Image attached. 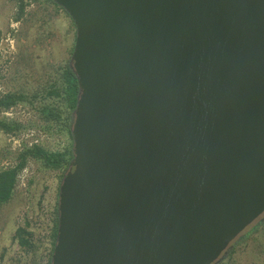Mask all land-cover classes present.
<instances>
[{
	"label": "water",
	"instance_id": "water-1",
	"mask_svg": "<svg viewBox=\"0 0 264 264\" xmlns=\"http://www.w3.org/2000/svg\"><path fill=\"white\" fill-rule=\"evenodd\" d=\"M73 158L51 264H215L264 220V0H54Z\"/></svg>",
	"mask_w": 264,
	"mask_h": 264
},
{
	"label": "rangeland",
	"instance_id": "rangeland-1",
	"mask_svg": "<svg viewBox=\"0 0 264 264\" xmlns=\"http://www.w3.org/2000/svg\"><path fill=\"white\" fill-rule=\"evenodd\" d=\"M75 40L72 18L51 0H0V96L26 95L25 101L0 109V119L19 126L0 131V170L16 165L21 153L34 146L52 152L72 146L66 130L69 110L64 98L50 91L71 61ZM68 167L51 169L41 159H29L13 197L0 208V264H51L60 185ZM255 226L248 238L240 239ZM19 228L26 229L32 247L16 240ZM240 237L215 264H264V220L254 222Z\"/></svg>",
	"mask_w": 264,
	"mask_h": 264
},
{
	"label": "trees",
	"instance_id": "trees-1",
	"mask_svg": "<svg viewBox=\"0 0 264 264\" xmlns=\"http://www.w3.org/2000/svg\"><path fill=\"white\" fill-rule=\"evenodd\" d=\"M51 2L56 6H59L58 4L55 3L54 0H51ZM24 12H25V5L23 4V2H21L20 14H23ZM55 84H56L55 87L57 85L58 86L52 91H50V94L64 98L66 108L69 110V114H70V116L68 117L66 130L72 137L70 119L73 118V112L77 106L79 84L77 77L70 66V62L64 64V67L62 69V77H60L57 81H55ZM25 98L26 95L24 93H7L4 96H0V109H9L12 106L18 104L19 102L25 101ZM50 113L52 115H55L53 111H50ZM18 127L19 126L15 123H12L6 119H0V131L12 132L14 130H17ZM30 158L41 159L47 168L63 170L69 166L70 161L73 158L72 146L67 148L65 151H53V152L48 151L39 146H34L33 148L26 149L24 152L21 153L16 165L0 170V208L4 204L9 202L13 197L18 181V176L20 172L27 166ZM255 229L257 230L258 228H256L255 226L251 231H248L243 235L244 238L240 237V239L242 238L243 240H245L253 233V231H255ZM57 230H58V208L56 212L55 228L53 233L54 234L53 237L55 239L53 243V247H55V243H56ZM26 234H28L26 229L19 228L17 231L16 240L23 247H27V246L32 247V242L30 240V237L26 236Z\"/></svg>",
	"mask_w": 264,
	"mask_h": 264
}]
</instances>
